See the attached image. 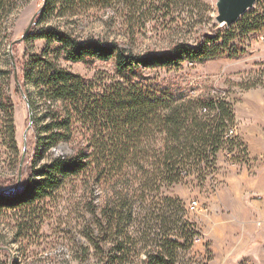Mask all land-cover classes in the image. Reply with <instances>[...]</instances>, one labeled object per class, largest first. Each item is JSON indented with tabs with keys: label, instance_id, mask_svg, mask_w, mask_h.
Masks as SVG:
<instances>
[{
	"label": "trees",
	"instance_id": "16d2710c",
	"mask_svg": "<svg viewBox=\"0 0 264 264\" xmlns=\"http://www.w3.org/2000/svg\"><path fill=\"white\" fill-rule=\"evenodd\" d=\"M10 1L0 0V12ZM156 3L157 0H47L44 9L36 14L22 41L42 39L47 46L40 54H30L21 68V85L33 111L32 127L40 131L38 148L42 151L67 143L73 153L35 165L21 189L0 190V217L8 211L31 209L68 185L82 184L90 193L102 188L110 196L102 214L94 212V228L98 232L124 233L121 238L110 237L120 252L130 236L132 200L139 193L138 198L161 193L163 188L192 175L201 180L212 177L226 144L244 146L246 151L247 146L234 133L232 125L236 120L229 102L178 95L143 69L176 68L186 61L233 57L239 50L230 44L256 31L258 16L248 11L238 20L243 23L239 36L234 34L233 25L225 29V35H206L196 44L181 42L158 52L136 53L118 41L84 36L78 30L92 12L114 9L135 21L138 14L145 16L147 6ZM52 48L73 62L113 60L116 77L86 81L61 67L50 54ZM9 65L7 70L0 69V79L7 85L15 81L16 75L12 62ZM0 109L11 144L18 150L14 106L8 94H0ZM164 200L178 204L170 205L177 210H173L174 215L163 216L166 231L148 262L175 264L174 249H185L180 240L192 233L190 240L194 243L202 235L192 232L193 223L176 215L183 211L180 200Z\"/></svg>",
	"mask_w": 264,
	"mask_h": 264
},
{
	"label": "rangeland",
	"instance_id": "374dc122",
	"mask_svg": "<svg viewBox=\"0 0 264 264\" xmlns=\"http://www.w3.org/2000/svg\"><path fill=\"white\" fill-rule=\"evenodd\" d=\"M43 2L11 0L0 12V69L10 68L12 52L20 84L23 63L30 54H40L47 42L24 40L15 43L12 50L10 46L24 36ZM146 9L145 16L138 14L136 22L117 14L114 9L92 12L78 25V30L84 36L118 41L136 53L170 50L181 42L196 44L206 35H225L226 27L216 21L215 0H157L155 6ZM249 12L258 16L259 25L256 31L241 35L230 44L239 50L237 55L204 62L186 61L176 68L143 69L145 74L178 95L222 98L229 102L236 120L232 125L234 133L239 142L247 146L246 151L244 146L226 144L218 155L212 177L201 180L192 175L181 183L163 188L161 193L138 198L139 193L132 200L130 236L120 252L110 237L121 238L124 233L98 232L94 228V212L102 214L101 209L110 196L102 188L90 193L82 184L68 185L31 209L8 211L0 217V264H158L148 262L149 254H155L154 248L160 246L166 231L163 230V216L174 215L173 210L177 209L170 205H178L168 203L164 200L166 197L182 202L183 211L176 215L193 223L192 232L202 235L194 243L190 240L192 233L180 240L185 249H174L175 264H210L213 261L211 242L208 236H203L211 229L207 226L205 230L196 220L209 211V200L229 174L244 168L254 173L259 163L264 162L261 153L264 152V0H257ZM236 23L234 34L239 36L243 23ZM50 54L61 67L81 75L86 81L116 77L113 60L68 61L57 48L50 49ZM23 92L16 80L7 85L0 79V94H8L14 106L18 147L15 150L11 144L0 109V190L9 191L17 186L21 189L35 165L73 153V147L67 143L49 150L38 148L40 131L32 126L28 130L30 112ZM40 111L41 107L37 112ZM194 203L197 205L192 209ZM187 246L190 248L186 249Z\"/></svg>",
	"mask_w": 264,
	"mask_h": 264
},
{
	"label": "crops",
	"instance_id": "0c3cea01",
	"mask_svg": "<svg viewBox=\"0 0 264 264\" xmlns=\"http://www.w3.org/2000/svg\"><path fill=\"white\" fill-rule=\"evenodd\" d=\"M196 221L211 229L210 264H264V162L229 174Z\"/></svg>",
	"mask_w": 264,
	"mask_h": 264
},
{
	"label": "water",
	"instance_id": "95a60500",
	"mask_svg": "<svg viewBox=\"0 0 264 264\" xmlns=\"http://www.w3.org/2000/svg\"><path fill=\"white\" fill-rule=\"evenodd\" d=\"M46 2H47V0H44L43 5H42L41 9L39 10V12L44 9V7L46 5ZM256 2H257V0H215V4H216V7H217V12H218V14L216 16V21L221 26H224L226 28H230L244 14H246L250 9H252L254 7V5L256 4ZM34 17H33V19H34ZM30 28H31V23L27 27L24 36L21 39L12 42V44L10 46V50L13 49V46H14L15 43H18L19 41L21 42L23 40V38L28 34ZM11 61L13 63V66H14V69H15V73H16L17 72V67H16V63H15L14 54L12 52H11ZM15 80H16L18 86L21 88L22 86H21V84H20V82L18 80L17 73H16ZM23 96H24V98H25V100H26V102H27V104L29 106L30 124L28 126V130H30V128H31V126L33 124V116H32V112H31V108H30L29 102H28L27 97H26L24 92H23ZM17 188H18V186L15 187L13 190H16Z\"/></svg>",
	"mask_w": 264,
	"mask_h": 264
},
{
	"label": "built area",
	"instance_id": "2783aa9c",
	"mask_svg": "<svg viewBox=\"0 0 264 264\" xmlns=\"http://www.w3.org/2000/svg\"><path fill=\"white\" fill-rule=\"evenodd\" d=\"M196 205H197V203H194L191 208L192 209H195L196 208ZM243 264H247V263H243Z\"/></svg>",
	"mask_w": 264,
	"mask_h": 264
}]
</instances>
